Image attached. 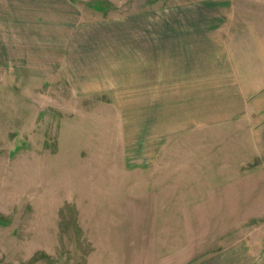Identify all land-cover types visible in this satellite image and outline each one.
Masks as SVG:
<instances>
[{
	"label": "rangeland",
	"instance_id": "374dc122",
	"mask_svg": "<svg viewBox=\"0 0 264 264\" xmlns=\"http://www.w3.org/2000/svg\"><path fill=\"white\" fill-rule=\"evenodd\" d=\"M217 11L264 32V0H0V264H207L260 237L243 124L170 133L139 159L150 109L71 81L139 52L164 69L166 39H205Z\"/></svg>",
	"mask_w": 264,
	"mask_h": 264
},
{
	"label": "crops",
	"instance_id": "0c3cea01",
	"mask_svg": "<svg viewBox=\"0 0 264 264\" xmlns=\"http://www.w3.org/2000/svg\"><path fill=\"white\" fill-rule=\"evenodd\" d=\"M222 18L218 11L213 14L214 29L204 30L205 39H166L167 61L159 71L155 61L143 57L144 52H139L134 62L122 63L124 73L71 71L78 90L114 92L116 100L133 101L138 116L144 114V107L150 109L151 140L142 144L148 145V152L135 156L130 144L131 155L154 159L170 133L220 129L224 124L231 129L243 124L248 148L264 174V32L254 23L232 30V11L227 24ZM226 25L228 36L219 37L217 32ZM211 33L218 38L210 39ZM0 39H12L10 26L0 27ZM157 107L160 114L155 115ZM129 113L122 111L123 123ZM207 264H264V228L258 239L235 243Z\"/></svg>",
	"mask_w": 264,
	"mask_h": 264
}]
</instances>
